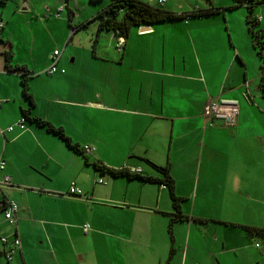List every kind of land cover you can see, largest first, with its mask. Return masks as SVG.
<instances>
[{
	"label": "crops",
	"instance_id": "crops-1",
	"mask_svg": "<svg viewBox=\"0 0 264 264\" xmlns=\"http://www.w3.org/2000/svg\"><path fill=\"white\" fill-rule=\"evenodd\" d=\"M236 4L209 0L176 13L218 11L132 26L121 51L112 32L111 45L96 40L89 53L82 51L69 61L66 46L52 74L45 70L54 50L43 62L19 57L10 36L1 31L2 22L0 159L5 165L0 202L14 200L19 209L17 223L11 224L0 208V264H163L171 249L168 264H264V253L246 252L248 247H233L235 242L219 237L224 218L196 207L197 187L190 200L193 175H233L230 189L238 199L247 183L253 184L251 193L264 194V3L228 8ZM68 10L71 19L74 13ZM247 17L255 21L262 55ZM5 51L12 53L11 67L30 72L31 114L61 127L80 147L93 146L91 153L68 148L33 121L16 124L28 100L20 71L6 66ZM218 95L238 100L235 124L226 128L214 120L204 128L207 103ZM94 163L139 168L152 180L113 176ZM160 168L173 178L174 192L182 198L180 211L187 216L173 222L172 236L168 225L174 209L168 189L159 182ZM185 180L187 192L181 187ZM71 182L83 196L68 193ZM247 209L253 213L248 202ZM247 219L246 225H255L253 215ZM84 223L90 225L87 233ZM198 230L208 233L203 241ZM15 236L20 247L8 260L4 253Z\"/></svg>",
	"mask_w": 264,
	"mask_h": 264
},
{
	"label": "rangeland",
	"instance_id": "rangeland-1",
	"mask_svg": "<svg viewBox=\"0 0 264 264\" xmlns=\"http://www.w3.org/2000/svg\"><path fill=\"white\" fill-rule=\"evenodd\" d=\"M155 1V0H154ZM154 1L147 0L153 4ZM159 7L167 6L170 11L181 12L190 10L193 6L209 4V0H164ZM212 1V0H211ZM215 2H232L233 0H214ZM69 5L67 6V3ZM146 2V1H145ZM26 3V5L24 4ZM109 3V0H0V16L4 23L3 35L10 36L14 52L29 61L38 60L43 62L46 54L52 50H64L65 59L71 60L74 56L78 58L80 52H90V46L96 44L100 46L111 45L110 32L98 31L94 15ZM64 7L59 18L55 17L56 9ZM163 6V7H164ZM68 8L74 15L70 19ZM242 10L241 7L234 11ZM88 23L82 25L84 22ZM11 47L10 42L7 43ZM194 187L190 200L195 198V188L197 187L196 207L205 208L212 214L220 215L224 218L225 224L219 225V237L228 238L233 247L243 246L246 252L261 254L264 253V236L249 233L244 228L245 219L253 215V223L256 227L264 228V194L251 193L253 184L241 185L243 195L240 199L234 197L230 188H233V175H193ZM198 179H200L198 183ZM212 179V180H211ZM222 182V186L219 183ZM183 192L189 189V180L181 184ZM251 194L247 196V194ZM205 196V199L203 198ZM234 206L231 204L233 203ZM222 200V201H221ZM221 201L220 204H216ZM236 202L239 203L237 208ZM252 208L253 213H249L246 204ZM185 203V202H184ZM247 217V218H245ZM249 220V219H247ZM6 221V220H5ZM203 229V225L201 226ZM202 241L208 233L198 230ZM198 234V236H199ZM196 240L194 230L191 232V242ZM203 243V242H202ZM256 244V245H255ZM196 248L204 249L203 246L196 245Z\"/></svg>",
	"mask_w": 264,
	"mask_h": 264
},
{
	"label": "trees",
	"instance_id": "trees-1",
	"mask_svg": "<svg viewBox=\"0 0 264 264\" xmlns=\"http://www.w3.org/2000/svg\"><path fill=\"white\" fill-rule=\"evenodd\" d=\"M91 1H96V0H91ZM235 1H237V4L234 6H230L228 8H233L239 4H243L246 7L251 8L253 4L264 3V0H235ZM218 10H219L218 8H209L202 10L193 9L186 13H176L165 10L159 6L152 5L142 0H109V3L94 15L93 20L96 21V27L98 31H107V32H112L114 35L122 34L124 36L127 34L128 30L132 26H140L146 24H153L157 22L171 21L178 18H187L193 15L201 16ZM246 22L248 24V30L254 37H256V39L254 40V46L255 48L258 49V54L262 55L261 52L262 43L258 41L259 35H258V31L255 29L256 28L255 21H250L247 17ZM87 23L88 21L84 22L82 25H86ZM4 56L6 59V66L8 67V69L12 68L10 70H19L21 74L22 93L28 100L27 107L21 110L22 117L24 118V120L27 119L33 121L34 123L40 126H44L48 131L57 135L68 148L76 152L85 154L82 148L78 144L71 141V139L64 133L61 127L54 126L48 121H45L31 114V110L34 103L31 95L27 92L28 90L27 79L31 76L30 72L23 66L11 67L9 62L12 59V53L10 51H5ZM261 85L264 92V79L261 80ZM94 165L101 172H108L113 176H119V175H124L126 177L135 176L142 180H152L151 177L142 175L141 173H131L124 168L111 169L98 163H94ZM160 170L163 174V179L159 180V182H162L164 186L168 189L172 206L174 209V212L170 216L169 225H168V232L170 236H172L171 231H172L173 222L176 220H184L187 218V216L183 215L180 211V202L182 201V198L177 196L174 192L173 178L168 174L166 168H160ZM244 228L249 233L260 234L264 236V228L262 227L245 226ZM172 252L173 250L171 249L167 260L163 264L169 263Z\"/></svg>",
	"mask_w": 264,
	"mask_h": 264
},
{
	"label": "built area",
	"instance_id": "built-area-1",
	"mask_svg": "<svg viewBox=\"0 0 264 264\" xmlns=\"http://www.w3.org/2000/svg\"><path fill=\"white\" fill-rule=\"evenodd\" d=\"M158 3H163V0H158ZM64 7L60 6L56 9L55 17L59 18L61 12L63 11ZM198 9V8H195ZM2 21L0 19V29L2 27ZM124 43V36L122 34H115V48L117 51H121L123 48ZM60 51L55 49L53 51L52 57H51V63L46 68V72L49 74H52L56 71L55 64L59 58ZM246 96V94H243ZM239 108H238V100L235 98H228L223 96H216L214 98L209 99L206 107V113H205V122H204V128L207 126H211L212 122L214 120H219L222 122V124L229 128L235 124L236 117L238 114ZM24 118L21 117L17 121L16 124H18L20 127H23ZM12 126H8L7 129L10 130ZM82 150L85 154H89L94 150L93 146H90L88 144L83 145ZM5 165L4 160L0 159V169H2ZM129 172L131 173H141V170L139 168H130ZM3 182L8 183L9 178L7 176L4 177ZM97 182L99 183H105L102 178H98ZM164 186V185H162ZM68 193L75 196H83L82 190L76 186L74 182H71L68 187ZM0 208H2L5 219L10 222L11 224L17 223V212H18V205L14 200H5L3 202H0ZM90 230V225L88 223H84L82 225V231L84 233H87ZM2 243H6L7 239L2 237L1 238ZM20 247V240L19 237L15 236L9 245L8 250L4 253L6 258L10 260L12 258V254Z\"/></svg>",
	"mask_w": 264,
	"mask_h": 264
},
{
	"label": "water",
	"instance_id": "water-1",
	"mask_svg": "<svg viewBox=\"0 0 264 264\" xmlns=\"http://www.w3.org/2000/svg\"><path fill=\"white\" fill-rule=\"evenodd\" d=\"M143 28V27H142Z\"/></svg>",
	"mask_w": 264,
	"mask_h": 264
}]
</instances>
